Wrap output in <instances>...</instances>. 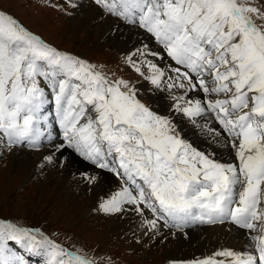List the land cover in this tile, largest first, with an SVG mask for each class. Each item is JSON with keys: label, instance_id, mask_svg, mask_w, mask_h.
<instances>
[{"label": "snow or ice", "instance_id": "6c2138e0", "mask_svg": "<svg viewBox=\"0 0 264 264\" xmlns=\"http://www.w3.org/2000/svg\"><path fill=\"white\" fill-rule=\"evenodd\" d=\"M93 2L144 34L147 42L124 63L161 93L166 112L145 103L133 81L59 49L0 10V149L38 151L47 143L53 152L42 160L49 163L71 149L117 181L97 210L130 207L146 232L220 224L244 241L239 250L170 264H264V0ZM97 178L84 174L89 184ZM0 264L113 262L0 216Z\"/></svg>", "mask_w": 264, "mask_h": 264}, {"label": "rangeland", "instance_id": "374dc122", "mask_svg": "<svg viewBox=\"0 0 264 264\" xmlns=\"http://www.w3.org/2000/svg\"><path fill=\"white\" fill-rule=\"evenodd\" d=\"M50 2L57 4L62 3V0H50ZM256 2L259 4L260 0H256ZM73 9L68 6L65 11L61 12L45 6V0H0V10L10 13L31 31L59 49L82 57L86 61L102 68L110 75L114 73L116 76H122L136 83L141 90V98L144 102L152 104L154 92L149 91L151 86L147 84L143 89L141 85H143L144 81L137 77L134 72H131L124 63L126 56L124 53L117 54L115 50H111L109 47L95 50L90 44V42H93L92 37L85 43V41H80L82 38L78 37L79 35L76 38H71V35L65 34L70 22L72 24ZM98 9L101 10L100 8ZM117 50L120 52L119 49ZM152 106L154 107L153 104ZM154 109L163 113L159 108L154 107ZM185 131L189 132L190 130L186 129ZM203 139L205 137H201V140ZM213 147L216 148L218 154H223L224 159L228 158L227 149H220L218 144H214ZM21 151L29 154L28 158L29 161L31 160L32 170H26L21 178L19 176L17 178L15 176L16 169L14 168L16 165L12 167V162L8 160L12 157L20 158L22 156ZM51 152L47 151L46 148L40 151H28L22 148H18L16 151L0 150V216L15 218L25 225L39 227L65 246L72 245L75 248H81L95 255L98 259L103 257L106 261L110 257L113 264H166L168 261L175 259L169 250L172 247L170 244L174 243V238H168L167 241L157 240L158 242H156L154 241L155 238L148 239L146 233L139 232L138 229L133 230L132 227L136 226L137 220L138 223L141 222V218L130 207L129 210L119 213V216L116 217L115 214L105 215L99 212L97 210L99 200L96 203H90L89 207H87L89 212H87V209L82 210L81 206L73 208L74 205L71 206V204L60 202L57 196H50V191L48 190H51L52 187H47L48 193L45 192L41 197H38L39 190L37 186L43 181L45 176L54 179L55 172L61 174L63 173L62 171L65 172L66 170V173L74 182L73 172L81 169L79 167L82 163L73 155H68L65 169L62 168L63 165H58L55 161L51 163L43 161L42 157L49 155ZM72 153L75 154L73 151ZM41 163H43V167L39 166ZM59 178L62 177L59 176ZM75 183L79 191L82 189L83 193H85V195H81L78 190H73L77 201L84 199L87 195L86 199L89 198V201L90 193L86 192H90V189L87 190V187H89L87 183H80L79 180L75 181ZM84 185H87V187L85 188ZM106 188L110 190V183L106 184ZM91 217H99L102 220L97 221L96 219H91ZM108 219L122 223L123 229L126 231L125 234L123 236H114L110 223L112 220ZM138 223L137 226L140 225ZM185 232L189 231L180 233L184 234ZM160 238V236L157 237V239ZM196 253V250H192L188 254L183 253V256H178L176 259H192L198 256H205L202 253L195 255Z\"/></svg>", "mask_w": 264, "mask_h": 264}, {"label": "bare ground", "instance_id": "6f19581e", "mask_svg": "<svg viewBox=\"0 0 264 264\" xmlns=\"http://www.w3.org/2000/svg\"><path fill=\"white\" fill-rule=\"evenodd\" d=\"M73 2L77 6L72 10V24L70 22V26L68 27V29L66 28L67 31L65 33L66 35H71V38H76V36L79 35L78 37L82 38V40L80 41H85L86 43L89 41V38L92 37L93 42H90V44L91 47L95 48V50L109 47L111 50H115L117 54L124 53L125 55L134 50L136 47L140 46L142 43L147 42L145 41V37L142 32L138 31L135 28L123 26L121 24L118 25L114 18L104 15L102 11L98 9L99 7H96L93 0H73ZM117 49H119L120 52ZM146 85L147 83L144 81L143 85L141 86L144 89V86ZM160 96L161 93L154 92L152 104L155 108H159V110H162V112H164L167 110V101L160 100ZM201 137L204 136L201 135ZM193 139H195V137H193ZM218 146L220 149L226 150L221 145L218 144ZM14 150L16 151V149ZM46 150L48 151V148ZM21 152L22 156L20 158L12 157L8 160L12 162V167L16 165V167L14 168L16 169L15 176L17 178L18 176L21 178L22 174H24L26 170H32V165L30 162L31 160L29 161L28 158L29 154L24 153V151ZM68 155L72 154L63 150L62 153H55L52 161H55V163H57L58 165H63L62 168H64L66 166L65 163L68 161ZM79 168L81 169L75 170L74 172L71 170L74 173L73 179L76 182L77 180H79L80 183H87V185L90 187L89 188L87 187V185H84L85 188L87 187V190L90 189V192H86L90 193L89 201V198L86 199L88 195L85 198L83 197L84 199L77 201V198L73 194V190L79 191V189L76 187L75 181L73 182L69 175L66 173V170L65 172L62 171L63 173L61 174L55 172L54 179L50 178L49 176H45L43 181L40 182V184L37 186V189L39 190L38 197H41V195L47 192V187H52L51 190H48L50 191V196H57L58 201L66 203L68 205L71 204V206L74 205L73 208L81 206L82 210L87 209V212H89V208L87 207H89L90 203H96L97 200H99V198L105 193V191L107 192L109 190V188H106V184L110 183V189L113 190L117 186L116 179L112 177L113 175L111 176L110 173H103L97 169H94L93 167L85 165L84 163H82ZM84 174L97 176L98 178L96 183L88 184L87 180L84 179ZM59 176H61L62 178H59ZM85 188H83V190H85ZM79 193L81 195H85L82 189L79 191ZM118 214H115L116 217L119 216ZM91 219H96L97 221L102 220L99 217H91ZM110 223L111 227L113 228L114 236H123V234H125L126 231H124L122 223H117L114 220L110 221ZM137 223L138 220L136 221V226L132 227L133 230L138 229L139 232L142 231L146 233L148 239L155 238L154 241L158 242L160 240L167 241L168 238H174V243L170 244L172 247L168 248L173 254V258L175 259L178 256H183V253H190V251L192 250H196L197 253L195 255L202 253V255L204 254L205 256L213 253L217 249L225 247H234L239 250L244 243L242 238H238L237 232L229 231L227 225L216 224L211 226L204 225L203 227H200L198 224H195L190 226L188 229L189 232H185L184 234L176 232L175 230H169L165 228L161 230L160 234L154 235L152 232H146V230L141 226V222H139V226H137ZM158 236H160L161 238L157 239ZM156 248L162 249L163 247Z\"/></svg>", "mask_w": 264, "mask_h": 264}]
</instances>
